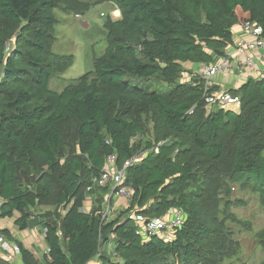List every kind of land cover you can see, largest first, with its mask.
<instances>
[{
	"label": "trees",
	"instance_id": "obj_1",
	"mask_svg": "<svg viewBox=\"0 0 264 264\" xmlns=\"http://www.w3.org/2000/svg\"><path fill=\"white\" fill-rule=\"evenodd\" d=\"M98 1L112 3L121 19L104 24L105 49L93 71L56 92L50 81L73 58L52 52L53 11L79 15L85 5L0 0V218H15L20 230L44 228L45 264L96 257L98 264H224L239 250L230 208L244 206L231 200L232 186L251 190L264 207V79L229 90L240 107L226 111L203 103V82L185 64L226 57L234 28L247 22L264 37V0ZM143 114L153 120L154 139L126 170L132 198L101 221L111 187L87 188L106 157L114 155L120 169L139 156ZM64 124L75 126L72 154L62 151ZM86 195L95 197L87 214L80 212ZM171 210L184 214L171 241L139 234L138 218ZM258 239L264 243V230ZM109 243L113 258L101 253ZM20 249L22 264H41Z\"/></svg>",
	"mask_w": 264,
	"mask_h": 264
},
{
	"label": "rangeland",
	"instance_id": "obj_2",
	"mask_svg": "<svg viewBox=\"0 0 264 264\" xmlns=\"http://www.w3.org/2000/svg\"><path fill=\"white\" fill-rule=\"evenodd\" d=\"M79 1L85 5L84 9H86L82 14L77 13L81 16L80 19L75 18V12L73 11L63 12L59 8L53 11L57 23L54 27L55 43L52 52L55 55L71 56L73 58V64L67 71L52 77L49 88L56 92H60L70 82L93 71L94 56H101L105 49L106 31L104 24L108 19L111 21L121 19L119 12L117 16H113V13L110 15V9L112 10V8L109 7V3L98 0ZM83 23H87V28ZM187 69L189 73H192L196 71L197 66L196 68L190 67ZM227 89H230V87L228 86ZM141 122L145 132L134 140L136 144L140 145L137 150L139 156L146 153L145 142L154 139V124L150 114H143ZM61 137L63 153H74L75 126L64 124L61 128ZM234 199H239L244 203L242 207L232 206L230 208V213L235 216L239 224L227 222V225L234 231V239L239 250L233 259L224 264H264V243L258 239L259 233L264 230V207L258 196L249 189L243 190L237 186H232L231 200ZM54 202L55 196L52 195L46 204L52 205ZM112 247L108 245L106 251L110 258H113ZM101 253H103V250H101ZM173 263L179 264L178 259L174 258Z\"/></svg>",
	"mask_w": 264,
	"mask_h": 264
},
{
	"label": "built area",
	"instance_id": "obj_3",
	"mask_svg": "<svg viewBox=\"0 0 264 264\" xmlns=\"http://www.w3.org/2000/svg\"><path fill=\"white\" fill-rule=\"evenodd\" d=\"M80 19V15H75ZM232 53L226 57L215 58L211 63L198 65L194 72L203 82V103L207 107L215 106L219 109L235 112L240 107L238 97L228 93L229 90H236L245 84L249 79H264V37L262 29L253 22H247L240 27L239 35L233 42ZM190 76H184L181 82H188ZM230 89H227V87ZM194 108L188 111L191 115ZM141 156H135L124 163L122 168H117L116 157L110 155L105 158L104 167L100 176L95 178L87 192L93 187H111L109 197H115L128 203L133 195L130 188L124 186L126 170L133 163L139 161ZM109 197H106L105 206L102 211L101 221H107L111 215ZM2 200L0 199V206ZM184 221V214L180 210H171L166 218H153L148 221L138 218L137 222L142 223L139 227V234L145 237L158 236L165 242L171 241L174 232L179 229ZM44 242V232L42 233ZM46 255L48 250L45 245L43 249ZM0 255L2 259L10 264H16L21 259V249L18 245L12 244L0 233ZM95 259H98L97 257ZM94 260V259H93ZM87 264H95L94 261Z\"/></svg>",
	"mask_w": 264,
	"mask_h": 264
},
{
	"label": "crops",
	"instance_id": "obj_4",
	"mask_svg": "<svg viewBox=\"0 0 264 264\" xmlns=\"http://www.w3.org/2000/svg\"><path fill=\"white\" fill-rule=\"evenodd\" d=\"M109 7L112 8V10L110 9V15L111 13H113L112 15L117 16V13L119 12L117 10V8L112 4L109 3ZM102 15V14H101ZM85 25V27L87 28V23H83ZM239 31L240 28L239 27H235L233 30V42L237 39V36L239 35ZM233 50L232 48L227 50V53H232ZM198 68V65H192V64H185V69L188 70L187 68H193L195 67ZM239 88V87H238ZM234 111V110H232ZM239 108L235 111L238 112ZM110 194V193H109ZM108 194V195H109ZM109 197V196H107ZM112 198L111 200V216L110 218H112L116 212L124 209L127 205L126 202H124L121 199H116L115 197H109ZM106 197H105V201H106ZM95 203V197L93 195H86L82 208L80 209V212L82 213H90V211L92 210V207L94 206ZM34 215H41L42 213H38L37 211H34ZM14 219L15 218H0V233L5 237V239L7 241H9L12 244H16L19 247L21 246L22 248L26 249L27 251H29L35 259L39 260V262L42 264H45V259L46 256L43 252V249L45 248V245L43 244V241L40 242L41 238L43 237L42 233L44 232V228H42V226H35L32 228H27L25 230H20L17 228V226L14 223ZM139 223V227H140ZM3 232H6L5 234H3ZM43 240V238H42ZM109 247L113 246L112 248H114V245H112V243L108 244ZM108 245H106L104 248H102V250L107 251L108 249ZM111 248V250L113 251V249ZM113 253V252H112ZM0 258H2V256L0 255ZM95 264H98V259H94L93 260ZM16 264H22L21 259L16 262Z\"/></svg>",
	"mask_w": 264,
	"mask_h": 264
}]
</instances>
